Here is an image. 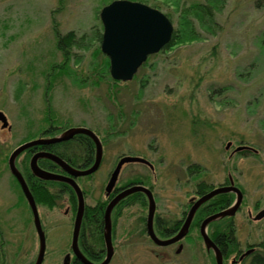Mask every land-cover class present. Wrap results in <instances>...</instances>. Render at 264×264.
<instances>
[{"label":"rangeland","instance_id":"obj_1","mask_svg":"<svg viewBox=\"0 0 264 264\" xmlns=\"http://www.w3.org/2000/svg\"><path fill=\"white\" fill-rule=\"evenodd\" d=\"M112 1L64 0L60 8V0H0V112L9 126L0 124V229L10 240L0 254L5 264H32L38 250L31 210L7 160L53 118L67 129L91 128L104 140L99 169L78 180L86 204L101 192L118 159L130 155L152 169L128 164L119 178H146L161 214L189 196L178 183L194 164L204 167L199 175L208 180L233 174L244 192L240 227L253 204L264 208V0H181L179 6L177 0H151L157 9L129 0L168 16L173 32L183 28L185 8L203 4L206 15L202 22L198 11L190 17L198 37L148 56L128 82L107 74L109 59L96 38L103 31L99 13ZM71 31L77 42L60 75L55 66L64 58L56 32ZM242 146L252 150L236 152ZM29 160L24 154L18 165ZM59 204L53 210L37 205L46 239L43 264H59L71 237L73 213H64L67 201ZM137 213L130 211L127 219Z\"/></svg>","mask_w":264,"mask_h":264},{"label":"flooded vegetation","instance_id":"obj_2","mask_svg":"<svg viewBox=\"0 0 264 264\" xmlns=\"http://www.w3.org/2000/svg\"><path fill=\"white\" fill-rule=\"evenodd\" d=\"M166 47L167 46L163 49L167 50L165 49ZM72 128H85L92 131L101 142L103 157L104 140L100 139L97 132L93 131L91 128L88 129L87 127L78 125L76 127L68 128L64 132ZM98 130L101 132V129ZM75 136L89 138L85 135ZM54 137L57 136H40L33 140L51 139ZM91 143L93 144L94 149V163L95 144L92 140ZM73 145L78 151L81 149L80 143H74ZM230 147L231 144L227 143L225 151L229 150ZM40 148V146L33 147L21 153L16 158V167L20 157L26 154L27 151H29L30 159L37 153L45 152L40 150ZM236 152L233 150L230 157ZM127 156L136 157L124 155L121 156L118 161ZM39 160L37 161V165ZM142 165L149 167L145 164ZM28 167L30 170L29 165ZM88 168L75 169L86 170ZM203 171L204 167L195 164L190 165L186 169V179L182 184L178 183V185H182L185 190L186 188L189 189L186 190L185 193V196L187 194L189 196H186L184 203L176 206L175 210H170L169 212L162 214L159 212L158 201L153 192L152 185L142 176L140 177L135 175L134 177H129L125 180L120 179L118 175L112 189L107 192L106 187L109 182L111 172L107 182H104L102 185L101 192L96 198H94V201L91 204L85 203L88 196L87 192L83 191L78 185V180L83 177L74 178L83 193L84 210L79 223L75 249V246H73V232L77 213V200L75 211L69 204V199L63 200V196L65 194H61L60 198L57 200V207H59V203H61V201H67L68 206L67 209L64 210V213H67L70 209L71 213H73L72 230L70 233L71 237L65 244L60 256L59 264H219V261L220 264H256L254 260L257 256L261 257L264 261V216L258 218V215L264 211V208H258L257 202L253 204L251 207L252 210H247V220L245 224L240 227L238 222L239 216L237 215L240 213L241 206L243 205L244 192L240 189L237 180L229 170L227 173L223 174L219 181L208 180L207 177L199 175V173H202ZM53 174L66 177L69 176L60 168L58 173ZM91 175L85 177H89ZM12 178L15 180L13 176ZM135 186H142L146 188L152 195L155 207L152 213L151 222L149 223L148 197L142 192H136L122 198L113 206L109 214L110 221L109 224H107L105 220V213L108 205L119 195ZM224 189H226V191L206 200L200 204L192 214H190L195 204L201 198H204L216 190ZM57 190L59 189L57 188ZM189 191L191 192L189 193ZM237 191L241 193V201L238 207H236L239 197ZM95 207L100 208L103 214L102 216H100V213H97L96 216L95 214H91V212L87 213V208L93 209ZM129 210L131 213L137 211L139 214L137 213L138 215H136L135 218L132 217L131 219H127L130 212ZM225 212H231V214L220 216L216 219L208 221L212 217ZM189 215H191L190 218ZM87 216L89 217L88 220ZM7 229L11 231L9 228ZM2 230L0 229V254L4 255V245L9 244L10 240L4 236ZM242 234H244V237L241 236ZM219 239L226 241L224 249L218 245L217 241ZM38 250L32 264H35L36 262ZM44 257L45 252L41 264L44 262ZM3 259L4 258L0 257V264H5L2 262Z\"/></svg>","mask_w":264,"mask_h":264},{"label":"water","instance_id":"obj_3","mask_svg":"<svg viewBox=\"0 0 264 264\" xmlns=\"http://www.w3.org/2000/svg\"><path fill=\"white\" fill-rule=\"evenodd\" d=\"M99 18L103 30L100 49L101 52L109 59V74L115 81L128 82L132 80L134 74L136 73L138 68L147 60L148 56L158 53L166 45H168L173 34L172 23L165 15L145 4L132 2L129 0H114L110 2L108 5L104 6L101 9ZM0 123L2 129H9L7 119L2 112H0ZM75 135H85L89 137L95 144V161L90 168L86 170L74 169L62 159L45 152L35 154L31 158L29 166L31 173L36 178L43 181L62 182L72 188L77 200V213L75 217V226L73 232V246H75L76 249V237L79 223L81 221L84 210V198L83 193L75 182L74 178L91 175L99 168L102 159V145L98 137L92 131L85 128H72L62 133L61 135L51 139H39L26 142L14 149L7 160L9 172L19 184L21 191L31 210L33 224L38 235L39 250L35 264L42 263L45 252V237L42 232L37 206L26 185L24 178L15 165V161L16 158L27 149L67 141ZM241 150L252 149L242 146L236 151ZM39 159H47L53 162L69 176L66 177L42 170L37 165V161ZM129 163L145 164L152 169L149 162L144 159L129 156L121 158L117 162L114 170L110 175V179L106 187L107 192L112 189V186L116 182L122 166ZM224 191H226V189L216 190L214 192H211L204 198H201L195 204L190 214H192L200 204ZM136 192H142L148 197L149 223L151 222L152 213L155 207L152 195L146 188L142 186H135L119 195L108 205L105 213V220L107 224H109V214L113 206L122 198ZM238 194L239 197L236 203V207L239 206L241 201V193L238 192ZM229 214H231V212H225L223 214L212 217L208 221ZM190 216L191 215H189V218ZM261 216H264V211H262L258 215V218H260Z\"/></svg>","mask_w":264,"mask_h":264},{"label":"trees","instance_id":"obj_4","mask_svg":"<svg viewBox=\"0 0 264 264\" xmlns=\"http://www.w3.org/2000/svg\"><path fill=\"white\" fill-rule=\"evenodd\" d=\"M63 1L64 0H60V3H59L60 8L63 4ZM146 1L150 2L149 4L151 5V7H154L156 9L159 7L156 1H151V0H146ZM177 1H178L177 5L179 6V2L181 0H177ZM217 1L219 0H212L211 2L216 3ZM203 6H204L203 4H197L195 6H191V7H188L187 9L186 8L184 9L183 21L181 23V26L183 28L181 30H177L173 32L171 41L169 42V44L167 45L165 49H168L169 47L174 46L176 42H181V43L191 42L196 37H198V33L196 32L193 21L190 19V17L193 16L194 12L198 11L200 16L196 14V18L199 19L200 22H202L203 21L202 17H205L206 15L205 12L202 10ZM211 18L212 17L210 16V19ZM76 38H77L76 34L72 31L64 35L56 32V49L61 53V55L64 58L63 64L61 66L59 67L55 66L56 67L55 71L58 70L57 73L60 75L64 74V72H61L60 70L62 68L63 69L65 68V63L68 60V58H70L72 48L74 45H76V42H77ZM96 38L100 45L101 40H102V32L97 33ZM263 42H264V35H263ZM108 65L109 63L107 62L106 63L107 74H109ZM47 121H48V127L44 132L41 133V136L43 137H53V136H56L59 132H61V130L65 131L67 129L66 126L60 127L56 125V122H57L56 118H53L52 120H47ZM74 143L81 144V149H79V151L75 149L73 145ZM40 147H41L40 150H43L45 152H48L50 154H53L59 157L71 167L84 169V168L90 167L93 164V160H94L93 144L91 143V140L86 137L75 136L74 138L64 141V142L43 145ZM26 154H29V151H27ZM38 165L44 171L52 172V173L59 172V167L47 159H40ZM18 166H21V168H23V170H20V172L28 186V189L36 205L45 206L47 209L51 210L58 206L57 200L60 198L61 194H65L67 195L69 199V204L72 206V209L75 211L76 196L70 186H68L65 183L43 181V180L36 178L30 172L29 167H28V162H24L23 165L19 164ZM57 188L59 190H57ZM86 210H87V213L91 212V214H95V216L97 215V213H100L101 214L100 216L103 215L99 207H95L93 209L87 208ZM88 218L89 217L87 216V220ZM225 242L226 241L222 239H219L217 241L218 245L223 249L226 246ZM254 261L256 264H264L263 259L259 256H257Z\"/></svg>","mask_w":264,"mask_h":264}]
</instances>
